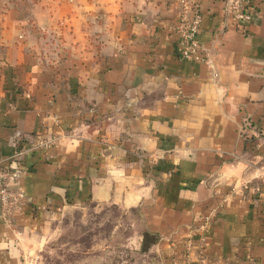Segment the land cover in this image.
Returning a JSON list of instances; mask_svg holds the SVG:
<instances>
[{"label": "crops", "instance_id": "1", "mask_svg": "<svg viewBox=\"0 0 264 264\" xmlns=\"http://www.w3.org/2000/svg\"><path fill=\"white\" fill-rule=\"evenodd\" d=\"M197 1L210 63L178 54L177 0H0V166L24 170L0 264L89 204L139 209L162 264H264V0L247 25Z\"/></svg>", "mask_w": 264, "mask_h": 264}, {"label": "rangeland", "instance_id": "2", "mask_svg": "<svg viewBox=\"0 0 264 264\" xmlns=\"http://www.w3.org/2000/svg\"><path fill=\"white\" fill-rule=\"evenodd\" d=\"M139 209L89 204L63 211L32 236L27 264H162L141 250Z\"/></svg>", "mask_w": 264, "mask_h": 264}, {"label": "built area", "instance_id": "3", "mask_svg": "<svg viewBox=\"0 0 264 264\" xmlns=\"http://www.w3.org/2000/svg\"><path fill=\"white\" fill-rule=\"evenodd\" d=\"M177 2V22L174 25V32L179 42L178 54L185 59L210 63L209 48L199 38L202 25L201 3L197 0H177ZM248 3L249 0H226L228 13L241 25L251 23L256 16L255 13L248 10ZM54 140H48L44 144L48 146ZM23 171V168L19 165L0 166V215L2 217H10L22 206L23 192L18 189L17 182ZM190 249L191 247L188 244L184 263L177 259L174 264H191Z\"/></svg>", "mask_w": 264, "mask_h": 264}, {"label": "trees", "instance_id": "4", "mask_svg": "<svg viewBox=\"0 0 264 264\" xmlns=\"http://www.w3.org/2000/svg\"><path fill=\"white\" fill-rule=\"evenodd\" d=\"M159 237L148 231L144 230L142 232V239H141V250L143 252H148L152 245L156 244L158 242Z\"/></svg>", "mask_w": 264, "mask_h": 264}]
</instances>
